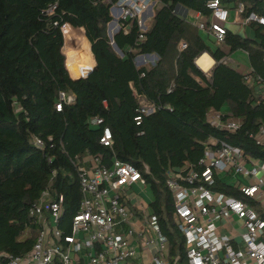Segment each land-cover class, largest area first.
<instances>
[{
    "label": "trees",
    "instance_id": "obj_1",
    "mask_svg": "<svg viewBox=\"0 0 264 264\" xmlns=\"http://www.w3.org/2000/svg\"><path fill=\"white\" fill-rule=\"evenodd\" d=\"M117 1L0 0L1 253L23 256L30 251L38 226L28 212L45 189L62 197L60 223L72 219L82 198L77 166L85 157H99L107 168L117 160L141 173L153 196L151 213L168 243V258L188 264L167 174L200 173L198 163L211 139L264 163V146L253 140L264 124V26L249 23L253 39L224 28L223 42L211 47L175 12L179 6L208 19L211 0H152L157 8L145 32L137 20L119 23L112 40L120 57L106 34ZM218 2L228 11L242 5L241 20L249 13L264 17V0ZM63 25L82 29L90 44L95 66L85 78L71 80L65 67L74 77L88 68V43L79 37L73 51H63L64 67L63 36L67 47L78 33L65 27L62 35ZM237 51L247 55L248 75L223 62ZM203 53L215 62L209 77L194 64ZM145 55L156 61L137 68L134 60ZM61 94H71L73 102L61 103ZM141 100L154 105V112L140 115ZM211 111L239 120V129L229 133L211 127L206 120ZM92 118L100 123L92 126ZM105 128L111 133L108 147L100 143ZM33 138L42 140L43 147H35ZM210 189L247 200L218 180Z\"/></svg>",
    "mask_w": 264,
    "mask_h": 264
},
{
    "label": "built area",
    "instance_id": "obj_2",
    "mask_svg": "<svg viewBox=\"0 0 264 264\" xmlns=\"http://www.w3.org/2000/svg\"><path fill=\"white\" fill-rule=\"evenodd\" d=\"M152 0H118L112 7L118 22L128 23L137 20L138 29L142 28L141 18L147 11L156 8ZM211 13V23L208 28L197 24L200 30L208 31L215 43L223 42L224 26L229 18V11L220 6L218 0H211L206 5ZM176 14L178 13L175 10ZM243 12V6L236 9ZM181 15V14H178ZM182 18L185 15H181ZM243 23H256L264 26V17L249 13ZM118 27V25H116ZM61 27L63 35V28ZM64 37V36H63ZM142 38L141 36L139 37ZM184 48V44H180ZM149 59L153 65L156 57L145 55L134 60L136 66L146 65ZM80 71L78 79L85 71ZM60 102L70 104V95H60ZM105 106V103H104ZM60 103L56 110H60ZM155 106L140 102L139 114L150 115ZM207 115V123L218 130L233 133L241 125L237 119H223V115L212 112ZM141 117L134 119L139 125ZM98 118H92L90 124L97 126ZM253 140L257 145L264 146V124L261 125ZM33 145L43 147V141L33 138ZM103 146L111 145V133L105 128L100 139ZM204 156L198 165L200 173L189 169L186 174L178 177L169 174L166 185L171 193L175 215L179 220L178 229L184 237L187 247L188 264H264V220L249 206L247 201L233 199L222 193L212 191L215 177L220 174L239 176L248 182L243 185L237 181L240 193L247 200L264 204V178L257 176L258 168L247 167L242 152L214 139L209 140ZM91 173L77 166L82 200L79 211L72 217L70 232L65 234L58 228L62 215V197L49 200L50 191L45 189L37 201L30 207L28 215L35 224L40 226L38 236L30 249L23 256H13L0 252V264H124L136 256V250L131 248L133 229L128 228L126 237L116 233L120 224L130 227L131 214L120 203V198L128 199L125 189L135 185H144L141 173L132 165L114 160L110 168L101 164L99 157L92 158ZM54 174V173H52ZM249 182L251 183L249 185ZM237 220L241 224L240 234L242 249H233L227 236L218 234V227L213 220ZM146 221V220H145ZM146 224L155 234L153 239L143 243L149 251L151 264H169L156 258V254L164 249L165 237L161 234L157 218L147 217Z\"/></svg>",
    "mask_w": 264,
    "mask_h": 264
},
{
    "label": "crops",
    "instance_id": "obj_3",
    "mask_svg": "<svg viewBox=\"0 0 264 264\" xmlns=\"http://www.w3.org/2000/svg\"><path fill=\"white\" fill-rule=\"evenodd\" d=\"M153 11H154V8H152L151 11H147L141 18V24H142V28H144V31H146L147 27L150 24V20L153 16ZM176 11L178 12L177 14L185 15L184 18H186L190 24H192L193 26H195L198 29V31L201 33L202 37L206 40V42L208 44H210L211 47L216 46V43L213 39V36L208 34V31H206L207 29L205 31H203V30H200L197 26V24L201 23L206 28H208L210 23H211V17L208 19H202L199 14L190 13V12L184 10L183 8L181 9V7L177 8ZM111 13H112V11L110 8V15H111ZM181 15H179V16L181 17ZM111 17H112V15H111ZM112 19H113V17H112ZM243 20H241L240 15L236 12V10L229 11V21H227L224 28L226 30L234 33V34H238L239 36L245 37L247 39H253V33L249 29V24L245 25L243 23ZM146 23H148V25H145ZM81 30L82 29H74V31H76L77 33H78V31H81ZM82 32H83V30H82ZM106 34H107V29H106ZM83 35H84V33H83ZM208 37H210V39H207ZM84 38H85V36H84ZM63 40H64V37H63ZM85 40L87 41L88 46H89L90 44H89L88 40L86 38H85ZM112 42H113V40H112ZM109 44H110V42H109ZM61 54L63 55V53H61ZM91 58H92L91 59L92 60L91 67L94 68L95 61H94V57L92 54H91ZM223 62L226 63L227 65L231 66L232 68L237 69L239 72H241L244 75H248L251 71L249 63H248L247 55L243 52H240V51L228 54V56L225 59H223ZM194 64L201 72H203L207 77H209V73L212 70L213 66L215 65V62L207 53H203L195 60ZM146 65H142L140 67H143ZM64 67H65V62H64ZM136 67L138 68L139 66H136ZM65 70L67 71L69 78L71 79V77H72L71 80H73V81L78 80V76L74 77V75H71L66 67H65ZM250 84H253V82H250ZM69 95L73 98V96L71 94H69ZM73 100H74V98H73ZM141 102H145V101L141 100ZM146 103H148V102H146ZM212 112H214V111H211L210 114H213ZM222 112L225 114L227 112L226 108H223ZM218 113L223 115V113H220V112H218ZM227 118L234 119L231 117H227ZM92 158H94V157L83 158L80 161L79 166L86 169L87 171H89L91 173ZM246 160H247L246 166L247 167H251V166L253 167V165L257 166V168H258L257 176L264 178V163H262L260 161H256V160H248L247 158H246ZM101 164H102V161H101ZM102 165L105 166L104 164H102ZM169 174H172L175 177L182 175L181 172L180 173H177V172L176 173H168L167 179H168ZM216 180H218L220 183H222L226 186L235 187L237 189H238V187L236 186L237 181H239L241 184H243L245 186L248 185V182L245 179L239 180V179H237V176H234L231 174L217 175L215 177V181ZM250 184L251 183L249 182V185ZM137 189H142V190H146V191L149 190L148 187L146 186L145 182H144V185H135L131 188L125 189V195L128 197V199H124L123 197H121L119 200H120V203L123 204L127 208V210L129 211V213L131 214L132 218H131L130 222H131L132 226L130 227L129 225H126V224H120L116 228V233L120 234L123 237H126L127 232H128V228L133 229V231H134L132 236H131V238H132L131 243L129 245L131 246V248L136 250V256L133 259H128L124 264H151V262L149 261L151 259V256L149 255V251L146 250L143 243L145 241L153 239L155 237V234L150 230V228L146 224L147 217L154 216L151 213V208H150V204L153 201V196H151L152 198L150 201H148L146 199L145 200L144 199L139 200L138 198L134 197L136 195L135 193H136ZM80 192H81V190H80ZM215 192H217V191H215ZM217 193H220V192H217ZM132 194H135V195L132 196ZM56 199H57V195L53 194L50 191L49 200H56ZM81 200H82V198H81ZM246 201L247 202L251 201L254 204H256L255 206H252L248 202L249 206L258 214V216L261 219L264 220V204L254 202L253 200H246ZM78 211H79V206H78L77 213H78ZM61 217H62V215H61ZM71 220L72 219H70L67 222H63V223L61 222L62 224L59 223L58 228L61 231H63L65 234H68L70 232ZM175 220H176L177 228H178L179 220H178L176 215H175ZM213 222L218 227V234L219 235H224V236L229 237L230 244H231L233 249H235V250L236 249H242L241 239H240V234L242 233V228H241V224L239 221H237L235 219H233L231 221H226V220H221L220 218H216L213 220ZM36 225L38 226V233H39L40 226L38 224H36ZM38 233H37V236H38ZM37 236H36V238H37ZM183 239H184V237H183ZM184 245H185V250L187 253V247H186L185 241H184ZM156 258H158L159 260H162V261H167L169 264H176L177 260H178V257H175L173 261H171V259L168 258V243H167V241L164 245V249L161 252H159L158 254H156Z\"/></svg>",
    "mask_w": 264,
    "mask_h": 264
},
{
    "label": "rangeland",
    "instance_id": "obj_4",
    "mask_svg": "<svg viewBox=\"0 0 264 264\" xmlns=\"http://www.w3.org/2000/svg\"><path fill=\"white\" fill-rule=\"evenodd\" d=\"M157 8V7H156ZM111 15H112V17H113V19H115L116 21H117V18H118V16H117V14L116 13H111ZM144 15V14H143ZM228 21H229V18H228ZM120 23V22H119ZM117 25L119 26V24H118V22H117ZM145 25H148V23H146ZM114 31V28L111 30V32H113ZM79 37H83L84 38V35H83V32H82V30L81 31H78V35H77V39L76 38H74L73 37V40H72V42H68L67 41V44H69V45H67V47L65 46V43H66V41H65V38H64V40H63V48H65V50L66 51H73L74 49H75V47H77L80 43H79V40H78V38ZM77 40V41H76ZM84 40H85V38H84ZM86 41V40H85ZM67 53V52H66ZM65 53V54H66ZM63 57H64V59L66 58L65 56H64V54H63ZM68 57V56H67ZM91 57V56H90ZM92 59V58H91ZM66 60V59H65ZM151 61H154L153 59H149L148 61H147V65L146 66H148V65H150L151 66V64H152V62ZM77 62V61H76ZM92 62V61H91ZM88 63V62H87ZM91 65H89L88 66V68L90 67ZM237 179H239V180H242V178H240L239 176H237ZM136 194V195H135ZM135 194H132V196H134V197H136V198H138L139 200H141V199H146V200H148V201H150L151 200V196H152V194H151V192L149 191V190H142V189H137L136 190V193Z\"/></svg>",
    "mask_w": 264,
    "mask_h": 264
},
{
    "label": "water",
    "instance_id": "obj_5",
    "mask_svg": "<svg viewBox=\"0 0 264 264\" xmlns=\"http://www.w3.org/2000/svg\"><path fill=\"white\" fill-rule=\"evenodd\" d=\"M177 8H180V7L177 6V7L175 8V10H177ZM181 9H182V8H181ZM149 11H151V10L149 9ZM116 25H117V24H116V21H115L114 19H112V20L108 23V25H107V36H108V38H109V40H110V45H111L112 49L114 50V52H115L117 55H119L120 57H122V53H121L120 50L117 48V46L112 42L113 36L119 31V27H117ZM113 28H114V31H113V33H112L111 30H112ZM63 51H65V48H63V46H62L61 49H60V52L63 53ZM89 52H90V55H91L90 45H89ZM150 56H153V55H150ZM64 62H65V59H64ZM90 65H91V62H90ZM92 68H93V67H92ZM90 72H91V70L83 72L81 78H85V77H87V76L89 75ZM71 79H72V77H71Z\"/></svg>",
    "mask_w": 264,
    "mask_h": 264
}]
</instances>
